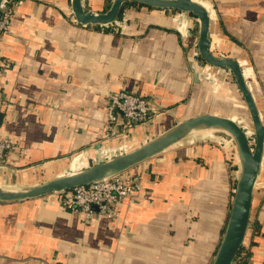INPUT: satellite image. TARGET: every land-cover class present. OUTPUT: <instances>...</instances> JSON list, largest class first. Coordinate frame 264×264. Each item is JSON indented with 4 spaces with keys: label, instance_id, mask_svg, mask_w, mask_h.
I'll return each instance as SVG.
<instances>
[{
    "label": "crops",
    "instance_id": "1",
    "mask_svg": "<svg viewBox=\"0 0 264 264\" xmlns=\"http://www.w3.org/2000/svg\"><path fill=\"white\" fill-rule=\"evenodd\" d=\"M112 1L83 3L105 12ZM198 1L211 15L212 52L242 64L264 122V0ZM10 7V32L0 40V65L11 64L0 71V138L16 145L0 167V184L34 185L80 171L111 149L130 150L201 113L240 122L237 83L195 81L190 57L198 37L172 9L127 5L105 31L77 23L71 0H14ZM117 90L140 92L157 113L109 140L105 105ZM209 139L189 137L129 169L143 189L112 219L86 220L58 193L0 202V264H212L239 166L232 147ZM247 253L244 264H264V164Z\"/></svg>",
    "mask_w": 264,
    "mask_h": 264
},
{
    "label": "water",
    "instance_id": "2",
    "mask_svg": "<svg viewBox=\"0 0 264 264\" xmlns=\"http://www.w3.org/2000/svg\"><path fill=\"white\" fill-rule=\"evenodd\" d=\"M4 0H0V12ZM127 3H140L161 9H175L189 12L199 21L197 48L199 57L214 68L230 70L236 80L254 127V144L249 132L231 117L214 113H201L178 122L163 133L101 163L87 166L77 172H67L44 182L15 186L0 184V202L22 201L62 193L75 187L106 179L133 168L172 146L181 143L197 132L222 130L229 133L236 142L238 150L239 176L227 226L212 264H234L249 233L254 191L264 164V122L255 97L245 77L241 64L230 57L215 55L211 50V15L209 10L197 0H113L105 12L87 10L83 0H71L72 13L77 23L85 26H107L118 21L123 6ZM191 55L190 64L197 83L202 82L203 66L196 64ZM102 147V146H100ZM7 168V165H0Z\"/></svg>",
    "mask_w": 264,
    "mask_h": 264
},
{
    "label": "built area",
    "instance_id": "3",
    "mask_svg": "<svg viewBox=\"0 0 264 264\" xmlns=\"http://www.w3.org/2000/svg\"><path fill=\"white\" fill-rule=\"evenodd\" d=\"M12 1L4 0L1 7L0 40L5 34L10 32L12 16L10 4ZM111 25L101 27L105 28ZM116 30H119V28H116ZM192 56L196 58V64H200L201 62L203 65L199 57L197 45L194 48ZM10 66V62L2 63L0 71ZM212 68L214 67L205 64L202 71L205 74L206 70ZM105 106L107 112L106 137L109 140L126 135L140 124L148 123L157 113L151 101L145 95L135 90H117L111 92L107 97ZM15 145L16 143L9 138H0V165L7 164L9 151ZM126 151L127 146L124 145L121 148L109 150L106 157L110 159ZM142 189L143 180L137 174L125 171L118 175L81 185L58 194L67 210L83 214L86 220H92L98 215L112 219L117 215L119 206L126 200L131 203L135 202ZM234 264L242 263L236 260Z\"/></svg>",
    "mask_w": 264,
    "mask_h": 264
},
{
    "label": "rangeland",
    "instance_id": "4",
    "mask_svg": "<svg viewBox=\"0 0 264 264\" xmlns=\"http://www.w3.org/2000/svg\"><path fill=\"white\" fill-rule=\"evenodd\" d=\"M129 6V4H128ZM127 7V6H125ZM174 14H177V18H178V22H181L183 20H185L187 22V26L188 29L191 30V34L195 37L199 38V21L197 19V17H195L193 14L189 13V12H183V11H176L175 9H172ZM201 64V62H200ZM206 63L204 62L203 65H205ZM202 65V64H201ZM202 65V66H203ZM221 69L218 68H212V69H208L206 70V73L204 74L205 80H208L209 82H215L216 83H224L227 82V80L229 78H231L230 80L236 83L235 77L233 75L232 72H230L228 69H226L227 71H220ZM214 71V72H213ZM213 74H210V73ZM239 93V99L240 101H242V106L241 109H239L240 115L238 117V120H240V124L243 126V128L249 132V136L251 139L252 144H254V127L252 124V120L250 118L249 115V110L248 107L245 104L244 98L242 96V93L240 91V89L238 90ZM208 131L210 130H206L204 132H197L195 133V135L193 136H198L199 138H203V140L209 141V138H215V137H219L220 140L222 141L221 146H223L224 149H230L231 147L234 149V152H236L237 156H238V150H237V145L235 140L233 139V137L227 133L226 131H222V130H213L210 134L208 133ZM191 136V137H193ZM219 144V145H220ZM140 145V144H138ZM136 145V146H138ZM135 145L132 146V149L134 147H136ZM105 160H108L107 158H97L95 160H90V163H88V166L94 165V164H98L101 163ZM45 179V177H44Z\"/></svg>",
    "mask_w": 264,
    "mask_h": 264
},
{
    "label": "trees",
    "instance_id": "5",
    "mask_svg": "<svg viewBox=\"0 0 264 264\" xmlns=\"http://www.w3.org/2000/svg\"><path fill=\"white\" fill-rule=\"evenodd\" d=\"M14 1V0H13ZM17 1V0H16ZM132 5V4H139V3H127V4H125L124 6H123V8H122V10H121V13H120V16H119V20L120 19H122V17H123V15H124V10H125V6H127V5ZM142 5H145V4H142ZM176 11H178V10H176ZM196 17V16H195ZM94 28H97V29H99V28H102L101 26H93ZM112 25L111 26H108V27H105L104 29H105V31H109V30H111L112 29ZM244 247L245 246H243L242 248H241V250H240V252H239V254H238V256H237V261L239 262H241L242 264H244V263H246V261H247V259H246V257L249 255V253H247V255L245 254V256H243L242 255V253H243V251H244ZM241 256H243V257H241Z\"/></svg>",
    "mask_w": 264,
    "mask_h": 264
},
{
    "label": "bare ground",
    "instance_id": "6",
    "mask_svg": "<svg viewBox=\"0 0 264 264\" xmlns=\"http://www.w3.org/2000/svg\"><path fill=\"white\" fill-rule=\"evenodd\" d=\"M198 1V0H197ZM200 2V1H199ZM201 3V2H200ZM202 4V3H201ZM202 5H204V4H202ZM205 6V5H204ZM206 7V6H205ZM210 130H214V129H210ZM77 172V171H76Z\"/></svg>",
    "mask_w": 264,
    "mask_h": 264
}]
</instances>
